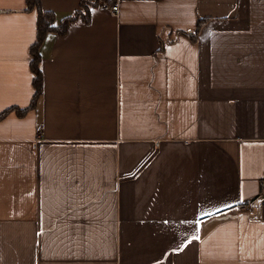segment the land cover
<instances>
[{
    "label": "crops",
    "instance_id": "obj_1",
    "mask_svg": "<svg viewBox=\"0 0 264 264\" xmlns=\"http://www.w3.org/2000/svg\"><path fill=\"white\" fill-rule=\"evenodd\" d=\"M115 4L45 35L28 108L37 13L0 0V264H264V0Z\"/></svg>",
    "mask_w": 264,
    "mask_h": 264
},
{
    "label": "trees",
    "instance_id": "obj_2",
    "mask_svg": "<svg viewBox=\"0 0 264 264\" xmlns=\"http://www.w3.org/2000/svg\"><path fill=\"white\" fill-rule=\"evenodd\" d=\"M25 2L27 11L35 10V12L37 13L36 40L29 50L31 56L29 67L33 75L32 87L34 93L30 106L28 108H32L42 94L43 77L40 69V56L38 51L45 35L49 32L64 34L67 30L68 25L78 19L82 22H88L89 12L91 8L98 7L101 3H106L113 6L115 5V0H81L79 9L74 11L70 16L64 18L58 26L54 25V14L52 12L44 11L41 8L38 0H25ZM202 23L203 22L201 20L198 21L195 33L198 32V30L202 26ZM194 36L195 34H193V39ZM28 108L22 110L18 108H10L0 114V119L4 118L11 111H15L18 116H23Z\"/></svg>",
    "mask_w": 264,
    "mask_h": 264
},
{
    "label": "built area",
    "instance_id": "obj_3",
    "mask_svg": "<svg viewBox=\"0 0 264 264\" xmlns=\"http://www.w3.org/2000/svg\"><path fill=\"white\" fill-rule=\"evenodd\" d=\"M108 8L112 11V12H116L117 11V5H113V6H108ZM260 193H264V178L261 180L260 182ZM250 204V201H245V202H242L240 204V207L241 208H247Z\"/></svg>",
    "mask_w": 264,
    "mask_h": 264
}]
</instances>
